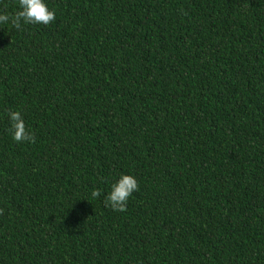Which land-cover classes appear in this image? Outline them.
Masks as SVG:
<instances>
[{"label": "trees", "instance_id": "1", "mask_svg": "<svg viewBox=\"0 0 264 264\" xmlns=\"http://www.w3.org/2000/svg\"><path fill=\"white\" fill-rule=\"evenodd\" d=\"M47 3L0 24V264H264V0Z\"/></svg>", "mask_w": 264, "mask_h": 264}, {"label": "clouds", "instance_id": "2", "mask_svg": "<svg viewBox=\"0 0 264 264\" xmlns=\"http://www.w3.org/2000/svg\"><path fill=\"white\" fill-rule=\"evenodd\" d=\"M18 11L15 14L0 12V24L11 25L21 29L26 25L48 26L56 19V13L50 9L47 0H17ZM11 122L9 129L12 139L17 143L30 142L34 134L26 127L22 113L18 110H9L7 113ZM139 190V184L134 175L123 174L111 184L110 190L104 198V203L113 211L122 212L125 210L129 199L134 192ZM99 191H93V198L99 197Z\"/></svg>", "mask_w": 264, "mask_h": 264}]
</instances>
